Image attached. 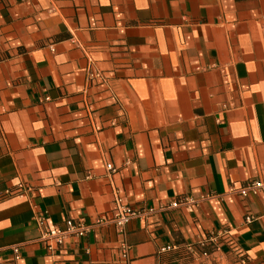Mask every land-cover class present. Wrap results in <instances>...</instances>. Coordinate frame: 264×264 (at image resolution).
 Wrapping results in <instances>:
<instances>
[{
  "label": "crops",
  "instance_id": "1",
  "mask_svg": "<svg viewBox=\"0 0 264 264\" xmlns=\"http://www.w3.org/2000/svg\"><path fill=\"white\" fill-rule=\"evenodd\" d=\"M254 182L264 0H0V264H189L221 230L226 264H264V187L230 191Z\"/></svg>",
  "mask_w": 264,
  "mask_h": 264
},
{
  "label": "built area",
  "instance_id": "2",
  "mask_svg": "<svg viewBox=\"0 0 264 264\" xmlns=\"http://www.w3.org/2000/svg\"><path fill=\"white\" fill-rule=\"evenodd\" d=\"M96 76V75H95ZM94 77V75H91ZM108 170L113 171L111 165L106 166ZM264 184L261 182H254L245 185L240 189H230L231 192L238 193L241 197L245 198L249 195H258L263 189ZM24 189L23 185H18L14 191H6L5 194L11 195L14 192H21ZM194 202L191 199H185L181 203L173 202L169 207H178L180 205L191 206ZM114 214L112 222L117 226V228L122 229L125 224L135 218H139L141 214L135 210H132L128 205H126L123 199L115 192L114 195ZM44 217H41L39 222L44 221ZM253 220V217H245L246 222ZM98 224L100 223L97 222ZM90 226L85 225L81 222L68 221L64 228L54 227L53 229L47 231L42 240L44 241L48 250H54L61 247L68 239H76L84 236ZM228 235L227 231L221 230L215 233H210L205 238L198 240L195 244H189L184 247L187 254L191 255L192 260L209 258L212 254L222 252V239H225ZM172 250H178L176 247H165L161 251L167 252ZM14 252L17 251L14 249ZM125 253V252H124Z\"/></svg>",
  "mask_w": 264,
  "mask_h": 264
},
{
  "label": "rangeland",
  "instance_id": "3",
  "mask_svg": "<svg viewBox=\"0 0 264 264\" xmlns=\"http://www.w3.org/2000/svg\"><path fill=\"white\" fill-rule=\"evenodd\" d=\"M189 264H226V259L218 254H212L209 258L192 260Z\"/></svg>",
  "mask_w": 264,
  "mask_h": 264
}]
</instances>
